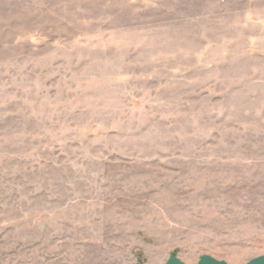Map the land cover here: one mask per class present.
<instances>
[{
  "label": "rangeland",
  "instance_id": "rangeland-1",
  "mask_svg": "<svg viewBox=\"0 0 264 264\" xmlns=\"http://www.w3.org/2000/svg\"><path fill=\"white\" fill-rule=\"evenodd\" d=\"M264 255V0H0V264Z\"/></svg>",
  "mask_w": 264,
  "mask_h": 264
},
{
  "label": "water",
  "instance_id": "water-1",
  "mask_svg": "<svg viewBox=\"0 0 264 264\" xmlns=\"http://www.w3.org/2000/svg\"><path fill=\"white\" fill-rule=\"evenodd\" d=\"M166 264H185V263L175 254H172L170 255ZM197 264H229V263L226 261L218 260L210 255H203L200 257V260ZM246 264H264V255L254 258Z\"/></svg>",
  "mask_w": 264,
  "mask_h": 264
}]
</instances>
